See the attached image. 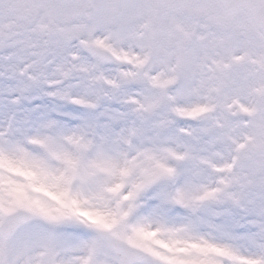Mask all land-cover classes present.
Instances as JSON below:
<instances>
[{
	"label": "snow or ice",
	"instance_id": "6c2138e0",
	"mask_svg": "<svg viewBox=\"0 0 264 264\" xmlns=\"http://www.w3.org/2000/svg\"><path fill=\"white\" fill-rule=\"evenodd\" d=\"M0 264H264V0H0Z\"/></svg>",
	"mask_w": 264,
	"mask_h": 264
}]
</instances>
